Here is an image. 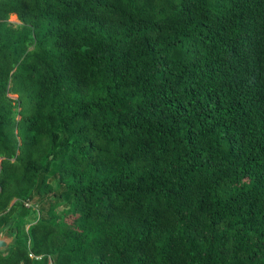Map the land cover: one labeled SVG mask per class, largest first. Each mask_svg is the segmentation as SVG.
Wrapping results in <instances>:
<instances>
[{"label": "trees", "instance_id": "obj_1", "mask_svg": "<svg viewBox=\"0 0 264 264\" xmlns=\"http://www.w3.org/2000/svg\"><path fill=\"white\" fill-rule=\"evenodd\" d=\"M0 227V264H264V0H0Z\"/></svg>", "mask_w": 264, "mask_h": 264}, {"label": "rangeland", "instance_id": "obj_2", "mask_svg": "<svg viewBox=\"0 0 264 264\" xmlns=\"http://www.w3.org/2000/svg\"><path fill=\"white\" fill-rule=\"evenodd\" d=\"M8 20L12 21V22H17L16 17H15L14 14H10L9 17H8ZM32 209H33V207H32ZM35 216H36V211H33V210L30 211L29 210L27 216L24 217V218H21L18 221V223L20 225H23L24 229H27L35 221L34 220L36 218Z\"/></svg>", "mask_w": 264, "mask_h": 264}, {"label": "water", "instance_id": "obj_3", "mask_svg": "<svg viewBox=\"0 0 264 264\" xmlns=\"http://www.w3.org/2000/svg\"><path fill=\"white\" fill-rule=\"evenodd\" d=\"M14 234L8 233L6 227H0V251L6 249L13 241Z\"/></svg>", "mask_w": 264, "mask_h": 264}, {"label": "built area", "instance_id": "obj_4", "mask_svg": "<svg viewBox=\"0 0 264 264\" xmlns=\"http://www.w3.org/2000/svg\"><path fill=\"white\" fill-rule=\"evenodd\" d=\"M28 203H25V206H28ZM28 257L30 258H38L37 256H34L31 252L28 253Z\"/></svg>", "mask_w": 264, "mask_h": 264}]
</instances>
